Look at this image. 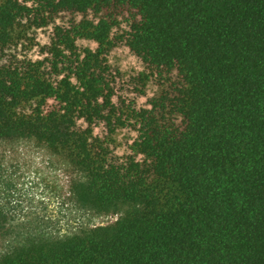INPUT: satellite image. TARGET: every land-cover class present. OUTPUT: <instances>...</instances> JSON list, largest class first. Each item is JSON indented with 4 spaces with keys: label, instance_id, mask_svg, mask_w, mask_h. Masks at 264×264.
Masks as SVG:
<instances>
[{
    "label": "trees",
    "instance_id": "16d2710c",
    "mask_svg": "<svg viewBox=\"0 0 264 264\" xmlns=\"http://www.w3.org/2000/svg\"><path fill=\"white\" fill-rule=\"evenodd\" d=\"M121 43L145 65L133 95ZM20 141L66 163L77 211L118 217L21 234L0 152V238L18 237L0 264H264V0H0V146Z\"/></svg>",
    "mask_w": 264,
    "mask_h": 264
},
{
    "label": "rangeland",
    "instance_id": "374dc122",
    "mask_svg": "<svg viewBox=\"0 0 264 264\" xmlns=\"http://www.w3.org/2000/svg\"><path fill=\"white\" fill-rule=\"evenodd\" d=\"M61 22L60 18L55 21V23ZM55 23L36 29L32 35L34 45L30 49L22 47L21 52L34 58L38 57L42 47L50 42ZM79 44L93 48L97 46L95 41L88 39L79 40ZM109 60L119 70L117 79L119 92L133 95L131 91L133 78L145 69L143 61L122 43L111 50ZM155 89V84L150 81L146 93L136 97L137 104L146 106L148 98ZM95 133L104 136V127L98 125ZM137 135L138 132L131 127L119 129L114 136L113 152L122 157L131 153L130 146ZM0 152L4 158L6 174L14 183L7 200H11L16 215L22 219H30L33 226L20 229L21 234H26L28 230L38 226L40 228V225L46 223L50 230L71 232L76 230L80 223L93 226L107 224L117 219L118 216L115 214L77 211L70 191L71 170L58 156L45 148L38 147L34 141L2 144ZM2 200L6 201L5 198ZM17 238L14 234L0 238V255L9 250L12 247L10 245L17 242Z\"/></svg>",
    "mask_w": 264,
    "mask_h": 264
}]
</instances>
